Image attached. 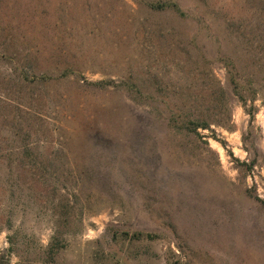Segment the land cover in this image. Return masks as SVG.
Returning a JSON list of instances; mask_svg holds the SVG:
<instances>
[{
    "label": "rangeland",
    "instance_id": "obj_1",
    "mask_svg": "<svg viewBox=\"0 0 264 264\" xmlns=\"http://www.w3.org/2000/svg\"><path fill=\"white\" fill-rule=\"evenodd\" d=\"M0 264H264V0H0Z\"/></svg>",
    "mask_w": 264,
    "mask_h": 264
},
{
    "label": "trees",
    "instance_id": "obj_2",
    "mask_svg": "<svg viewBox=\"0 0 264 264\" xmlns=\"http://www.w3.org/2000/svg\"><path fill=\"white\" fill-rule=\"evenodd\" d=\"M217 95L214 97V100L218 105H223V98H224V94H223V91L222 89L218 86V91H217ZM241 97V96H240ZM251 119H253V116L250 115ZM182 126V125H181ZM210 128V125H208L207 123H205L204 121H201V122H188V124L186 126H184L183 128L180 127L179 129H182V130H187L188 132L190 133H197L198 130H207ZM125 236L127 237V234H125ZM116 237V236H113V238ZM132 237H135L137 238L138 240L140 239H145V240H151L153 241L154 239H156V236L154 235H151V234H145V235H142V234H134ZM48 252H49V255L50 256H54L55 253H57V246H58V237L57 235L55 234L54 236L51 237V242L49 243L48 245Z\"/></svg>",
    "mask_w": 264,
    "mask_h": 264
}]
</instances>
